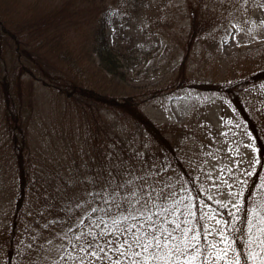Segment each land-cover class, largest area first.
Here are the masks:
<instances>
[{
  "label": "rangeland",
  "instance_id": "rangeland-1",
  "mask_svg": "<svg viewBox=\"0 0 264 264\" xmlns=\"http://www.w3.org/2000/svg\"><path fill=\"white\" fill-rule=\"evenodd\" d=\"M115 1L119 3V0ZM58 2L61 4L56 5ZM78 4L77 0H15L13 9L21 32L33 31L38 24L45 23L44 18L50 19L54 15H57L58 22H65L64 31H72L75 22L86 21L97 12V6L82 10ZM197 4V0H147L129 20H122L126 34L147 45L152 44L149 57L135 70L126 72L129 84L162 88L168 84L165 82L177 76L186 51L190 14L198 9L194 8ZM217 12L218 25L212 34L202 33L193 43L183 68L191 76L222 82L237 73L248 72L256 61L254 51L264 46V0H227ZM111 30L108 27L107 33ZM113 39L116 40L115 36ZM26 80L32 104L29 150L36 168L47 174L53 187L59 186L58 191L53 188L52 193L41 195L36 204L26 208L20 224L22 246L17 264H76L77 259L86 264L82 256L74 252L78 247L63 248L60 243L61 234L68 235L65 223H62L65 216L61 205L71 201L75 206L81 199L88 204L92 199L83 193L93 191V187L99 191L113 176V169L103 149L98 147L100 142L95 139L94 130L88 129L84 114L40 80L28 76ZM242 97L247 108L261 114L259 108L263 104H259L264 103V82L244 90ZM139 99L142 111L162 129L163 135L178 145L179 156L191 174L197 192L189 188L174 163L161 164L165 159L163 155L157 156L156 153L147 163L144 153L149 150V143L145 133L121 114L103 108L98 110L105 125L116 126L114 135L113 128L110 136L105 132L99 134V138L127 142L133 151L131 155L135 156L136 171L131 176L137 181L136 186L146 183L155 193L153 199L164 192L165 199L170 201L169 207L157 200V207L164 211L151 209L153 215L162 216V227L171 225L180 233H185L186 229L189 241L195 234L198 242L191 251L200 250L199 264H237L231 241L224 231V213L214 209L212 204L224 206L226 214L233 221L237 220L244 186L257 165L254 140L245 123L227 97L215 91L183 87L151 99H145V96ZM1 115L0 104V118ZM15 170L0 126V264H5L4 235L16 195ZM71 173L80 180L95 178L98 183L93 185L88 181L87 188L79 183L67 190L65 185L69 187L70 184L65 182ZM107 190L111 193L110 189ZM247 205L250 221L257 228L264 226V188L259 186ZM173 212L176 213L175 220L171 219ZM103 219L97 218L96 222ZM51 220L55 221L53 226ZM111 226L104 222L102 229ZM80 227L72 232H77ZM17 242L20 244L19 240Z\"/></svg>",
  "mask_w": 264,
  "mask_h": 264
},
{
  "label": "trees",
  "instance_id": "trees-1",
  "mask_svg": "<svg viewBox=\"0 0 264 264\" xmlns=\"http://www.w3.org/2000/svg\"><path fill=\"white\" fill-rule=\"evenodd\" d=\"M77 1L80 3L78 4L80 9L92 10L97 6V12L86 21L75 22L72 31L68 29L64 31L65 22H58L57 15H54L50 19L44 18L45 23L38 24L33 31L21 32L20 24L14 16L15 0H0V104L2 106L0 126L2 139L11 152L17 176L13 208L5 227V264L18 262L22 246L21 236L19 238L20 224L26 208L36 204L41 195L52 193L54 189L58 191L59 186V183H56L58 186L53 187L47 174L36 168L35 159L29 150V116L32 112V104L26 90L27 76L40 80L84 114L88 121V129L94 130L93 135L100 142L98 147L103 149L106 160L115 170L113 176L116 179L113 182L132 181L133 189L137 187V181L131 176V173L136 171L135 156L131 155L133 151L129 149L125 140L118 142L115 138L106 141L99 138L101 133L108 132L109 135L113 128V135L116 133L115 125H105L98 113L100 108L119 113L134 122L137 128L145 133L149 143V150L144 153L147 163L156 153L157 156L163 155L165 159L161 164L174 163L189 188L197 192L198 188L179 156L178 145L167 135H163L162 129L142 111L139 98L145 96V99H151L183 87L215 91L227 97L254 140L257 165L244 186L236 221L226 214L224 206L215 204L212 206L224 213V231L231 241L233 256L239 258V264H264V226L257 228L250 221L246 211L247 201L251 202L253 192L259 186L264 188V103L259 104V106L263 104V107L259 108L261 114H258L246 107L242 97L244 90L264 82V46H259L254 51L253 56L256 61L248 72L245 70L237 73L222 82L197 78L185 72L184 63L192 51L193 43L199 40L202 33L212 34L219 23L217 9L220 6L222 8L227 2V0H197L199 4L194 8L198 7V9L190 14L186 51L177 69L179 71L177 76L165 82L168 84L162 88L154 85L129 84L126 81V72L135 70L149 57L152 44L147 45L133 38L131 34H126L122 20H129L132 13H137L147 0H119V3L115 0ZM58 4L61 3L58 2L56 5ZM52 27L53 30H50ZM108 27L112 29L109 34ZM114 36L116 40L113 39ZM150 141L157 148L152 146ZM154 167L156 168V165ZM65 183L70 184L69 187L65 185L69 190L79 183L89 182L85 179L80 180L71 173ZM73 191L78 190L73 189ZM106 193L110 194L108 190ZM91 201L83 206L85 211ZM104 202H101L100 209ZM91 204L95 209L96 206ZM61 209L65 216L62 223H65V232L68 235L61 234L60 243L63 248L79 247L76 243L78 237L74 238L76 232H72L73 224H76V227L81 226L76 223V216H80L84 226L95 227L92 215L85 217L84 210L78 211L71 201L62 204ZM89 212L91 213L90 209ZM109 215L111 216V212ZM95 216L102 219L101 210L96 209ZM68 219L72 220L71 224L67 222ZM112 219L115 217L113 216ZM54 222L51 220L52 226ZM32 231L34 234L37 233L35 227ZM201 241H203L202 236ZM94 251L92 247L87 248L84 255H81L82 260L86 262V257ZM104 255L107 253L105 252Z\"/></svg>",
  "mask_w": 264,
  "mask_h": 264
},
{
  "label": "snow or ice",
  "instance_id": "snow-or-ice-1",
  "mask_svg": "<svg viewBox=\"0 0 264 264\" xmlns=\"http://www.w3.org/2000/svg\"><path fill=\"white\" fill-rule=\"evenodd\" d=\"M115 179L114 176L109 177V181ZM85 180L92 181L93 185L98 183L95 178L86 177ZM109 181H105L99 191L93 187V191L83 193L84 196L92 199L96 206L93 209L92 205H89L91 213L84 211L83 215L87 217L91 214L93 221L96 222L95 210L99 209L103 214V221L96 222L95 227L85 228L84 221L80 216H76V223L81 227L74 234V238L78 237L76 243L79 245L74 252L84 255L87 248L95 249L86 257V264H199L200 250L191 251L198 242L195 234L193 233L192 240L189 241L186 239V229L185 233H180L171 225L162 227V216H154L151 211L155 209L163 213L164 210L157 207V200L160 204L171 206L170 201L165 199L164 192L153 199L155 193L146 183L133 189L132 181L124 180L120 183ZM87 187L89 185L86 183L85 188ZM106 189H112L111 193H106ZM101 201H105L103 209H100ZM85 204L86 200L81 199L80 204L75 205V208L82 211ZM175 216L176 213L173 212L171 219L175 220ZM67 222L71 224L72 220L68 219ZM104 222H109L112 226L102 229ZM73 227L75 228L76 224H73ZM204 247L207 248V245ZM105 252L107 255H104ZM73 258L76 259V256L74 255ZM236 261L239 264L238 257ZM76 264L81 262L77 259Z\"/></svg>",
  "mask_w": 264,
  "mask_h": 264
}]
</instances>
